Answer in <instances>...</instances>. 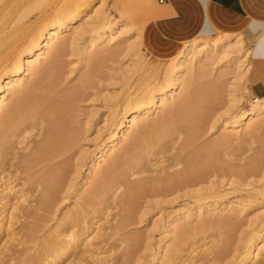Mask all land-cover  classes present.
<instances>
[{"label": "rangeland", "instance_id": "rangeland-1", "mask_svg": "<svg viewBox=\"0 0 264 264\" xmlns=\"http://www.w3.org/2000/svg\"><path fill=\"white\" fill-rule=\"evenodd\" d=\"M9 1L2 0L0 9ZM30 1L26 5L27 9L30 8L27 11L30 23L37 29L52 23L49 20L52 7L64 11L75 4L80 10L84 3V0H46L45 4L48 6L51 3V8L48 7V11L41 14L31 6L33 0ZM202 2L204 5L208 3L207 0ZM192 5H199L198 0H96L84 16L83 29L102 14L101 17L105 16L106 21L116 22L127 18L133 25L116 30L107 40L95 49H88L86 53V42L99 30L98 27L75 35L76 40L69 37L55 66L49 64L45 75H33L27 81H22L21 87L26 92L35 89V86L41 88L50 84L54 87L52 95H57L56 100L61 97L67 100L69 107L61 124L69 131H66V135L68 140L71 139V148L68 147L65 156L63 154L60 158H54L55 163H51L54 160L48 162L51 164L46 161L41 164L43 167L38 165L31 171L24 169L21 160L32 153L31 149L33 151L42 138V134L38 135L42 133L40 130L31 131L22 143L23 138L20 136V139L17 136L9 137L10 147L6 144L1 149L5 151L0 159V264L17 263L12 257L18 256V252L23 250L25 237H21L26 236L30 226L39 228L36 229L38 240L47 238L48 234L64 239L72 232L80 235L76 237L80 241L90 239L89 250L92 255L89 257L88 254L85 264H245L249 253L264 240V117L256 121L255 125L241 127L236 132L223 129V123L247 113L254 104L257 96L253 87L260 79L259 74L264 78V63H259L255 58L264 54V39L256 36L255 32L259 29L255 23L245 22L243 29H237L214 20L228 27L226 29L209 19L202 8H188ZM165 13L172 14L162 16ZM232 33L239 36L240 43L227 50L226 54L218 52L216 57L213 56L214 59H208L203 64L197 56L192 62L191 72H185L183 84L174 100H169L164 109H159L149 118L130 127L127 141L101 164L95 177L88 183L86 177L92 160L101 151L107 138L116 131L111 122H106L109 113L128 107L130 98L135 100L143 94L165 87L170 79V69L175 65L179 45L193 39L210 43ZM52 53L53 49L48 55ZM237 57L244 60L241 70L225 67L229 64L227 62ZM47 59L37 65L41 68ZM22 97H8L0 110V124L3 116L16 109ZM179 105L188 106L187 118L182 122L177 121L181 114ZM129 106L130 109L135 108L134 104ZM191 121L195 123L192 126L195 125L193 128L196 130L194 146L185 152L180 151L184 138L180 133ZM33 124L35 128L38 125L42 127L38 121ZM163 127H166L167 132L171 129L173 134L165 139H157L158 136L154 135L153 142L160 147L155 145L153 151L150 150L152 155H142V163L135 169L138 172L129 179L133 181L152 176L154 172L151 174L148 170L153 168L158 153L163 155L164 166L168 171L182 170L188 158L198 154L208 157V173L202 180L204 183L172 196L147 191L128 202L122 196L123 187L114 185L104 196L94 199L92 205L84 206L86 211L83 210L79 223H66L63 220L66 213L82 209L80 205L83 199L90 196L95 184L104 183L109 174L111 177L120 172L127 175L129 169L126 161L134 153L136 139L139 137V140L144 141ZM166 131L162 129L163 133ZM224 133L232 135L227 145L222 143ZM52 167L65 169L66 178L50 205L37 210L35 203L40 188L37 190L35 184L38 186V183L33 180L37 179L40 170ZM28 180L34 183L30 184L32 181L29 183ZM4 183L13 187L12 191L15 192H11V197L6 195V191L3 192ZM82 184L85 187L78 192ZM199 189L206 193L201 205L215 204L214 208L198 209L200 203L195 195ZM21 194L28 200L21 201ZM27 212L30 217L26 218L24 213ZM182 214H189L190 217L184 218ZM172 222L174 231L168 240ZM183 228L190 232L181 242L178 233ZM85 229L88 232L85 233ZM11 236L15 240H9ZM5 243L8 249H2V246L6 247ZM176 244H180V247L172 254L169 249H173ZM10 248H14L15 253ZM80 249L83 250V246ZM260 260L259 264H264V253ZM70 261H61L59 264H70Z\"/></svg>", "mask_w": 264, "mask_h": 264}, {"label": "bare ground", "instance_id": "bare-ground-1", "mask_svg": "<svg viewBox=\"0 0 264 264\" xmlns=\"http://www.w3.org/2000/svg\"><path fill=\"white\" fill-rule=\"evenodd\" d=\"M1 1L0 4L2 3ZM28 1L30 0H10L8 3L4 5V7H2V9H0V110L2 109L5 101L8 99L9 96H19V97L23 96L22 100L20 98L21 102L16 107V109L9 112L1 119L2 122L0 124V159L3 158V153H4L3 151H5V150H1L3 146L7 144L8 146L7 145L6 146L10 147L9 146L11 144L9 143L10 138H13L15 136H17L18 138L20 136L23 138L21 139V143H22L23 141H25L24 139H26L25 136L29 135L31 131H33L34 129L38 131L40 130L42 133H38V135L42 134L41 136L42 138H40L39 142L37 141L38 144L35 145L33 151L31 149L30 153L31 152L32 153L27 156H24L23 160H21L24 169L27 168L26 169L27 171H29L33 167L35 168V166L43 164L46 161L47 164H51L53 162L55 163L54 158L57 157L60 158L65 152H67V149L70 146L69 141H71V139L68 140L67 138L68 134L66 135V133L69 132L67 131V127L64 128L63 127L64 125L62 126L63 123L61 124L62 117L64 115L66 116L65 114L66 108L69 107L67 100H65L64 98L62 99V97L56 100L57 98L55 99V97H57V95L56 96L55 94L54 96L52 95L53 92L52 88L54 89V87L50 84L41 88L39 87L36 88L35 86V89L34 88L32 90L29 89L30 91L26 92L25 91L26 89L24 90L22 89L23 87H21L23 85L22 81H27L28 78L33 75H45V73H47L46 67L48 68L47 65L49 64L50 66L51 65L55 66L57 64L56 62L58 61L57 60L58 57L63 51L65 42L67 43L69 37H71L72 40L73 39L76 40L75 35L79 33H83V34L87 33L91 31L94 27H98L99 30H97L93 36L89 37L86 42V46L84 48V52L86 53L88 49H95L103 41L107 40L108 37H110L111 34L116 30L126 29L133 25L131 24V22H129L127 18L119 19L116 22L106 21L105 16L101 17L103 15L102 14L101 16L97 17V19L95 18V21L89 23V27L83 29L82 21L84 19V16L87 15L88 11L92 9L93 4L96 1V0H84V3L82 4V9L80 10H78V7L75 4L73 5V7L71 5L70 9L67 10L65 9L64 11L57 10L56 6L52 7V9L49 11L50 12L49 20H51L52 23L49 25H43L37 29L34 27L32 22L30 23L31 18L29 17V12L27 11L30 8L27 9L28 6H26ZM45 1L46 0H33L31 6L34 9L36 8V10L38 9L42 14L43 12L48 11V10L46 11L48 7L51 8V3H49V5L47 6V4H45ZM150 5L151 3L148 4V6ZM41 14H39V16ZM170 14L172 13H165L162 16L167 17ZM211 17L213 20H217L215 15H211ZM255 34L260 39H264V31L258 30L255 32ZM238 37H239L238 35L236 36V34L234 35L232 33V34H227L221 40H215L210 43L200 41L198 39H193V40H188L182 45H179L178 51L175 55L176 62L172 70L170 69L171 71V73L169 72L170 79L169 81L166 82L167 84L165 87L162 86L163 88L159 89L156 92L153 91L145 95L143 94L142 96H139V98H136L135 100L130 98L128 107H125L124 109L121 110L118 109L112 110L109 113V118L108 120H106V122L107 123L111 122V124L116 128V131L112 133L109 136V138H107V141L103 144L101 151L92 160L91 168L89 167L90 170L86 177L87 182L95 177L97 173L96 171L101 166V164L106 162L107 158L112 153H114L115 150L119 148V146H121L123 143L127 141V133L130 127L137 125L144 118H149V116L154 114L159 109H164V107L167 105L169 100H174L175 96L178 94V90H180L179 88L183 84V77L185 75V72L186 71L191 72V68H193L192 62L193 60H196L195 58L197 56L199 57L198 61L203 64V62H206L208 59H214L213 56L216 57V55L220 51H221V55L226 54L227 50L234 48L235 46H237V44L240 43ZM126 43L130 44L128 41H126ZM52 49H53V53L49 56L48 54ZM47 56H49L48 59ZM45 58L47 59V62L46 64L44 63L45 65H43L40 68L37 64L41 63V61L44 60ZM243 61L244 60L235 58V60H230L229 62H227L230 65L228 64L225 67L230 69L229 67L231 66L232 69L234 68V71H236L235 69L241 70L243 66ZM247 68L245 67L246 70L249 69ZM131 104H134L135 106L134 109L129 108L130 107L129 105ZM187 107H188L187 105L179 107L181 114L178 116V120H177L178 122H182L187 118L186 117V113L188 111ZM262 117H264V96L263 97L257 96L254 100L253 106L247 113L236 116L235 120H231L229 122L223 123L224 124L223 129L231 133L236 132L235 130H238L241 127L247 128V127H251L253 124L255 125V123H257L256 121H258ZM188 120L190 119H187V121ZM37 121L40 123L42 127L39 128L38 125L35 128L34 126L35 124L33 123H36ZM192 124L195 123L194 122L192 123L191 121L190 124L184 126L183 130L180 133V135H184L182 143L180 144V151L185 152V150L186 151L187 149L190 150V148L194 146V142H195L194 137L196 130L193 128L195 125L192 126ZM177 125H179V123ZM165 128L166 127L162 128L163 131H166ZM162 129L158 130L151 136L148 134L150 137L147 135L149 138L144 141L139 140L138 137V139H136L137 140L136 143L134 144L135 146L134 153H132L128 161H126V165L128 166L127 168L129 169L127 170V175H124V172L123 173L120 172L119 174H116L115 177L113 176L111 177V175L109 174L106 180L104 181V183L98 185L95 184L96 186L94 187L90 196H87L85 199H83L84 201L80 205V208L82 209H75V211H70L66 213L64 215L63 220L66 223L67 222L79 223V219H81L80 216L84 214L82 213L83 210L86 211V208L83 209L84 206H88L91 203H94L92 202L94 199L104 196L106 191L109 188L111 189L112 188L111 186L114 187V185H118L121 188L123 187L124 192L122 196L126 197L128 199L127 200L128 202L131 201V199L133 198L135 199L137 195H141L143 193H146L147 191H153L156 194L161 193L162 196L165 195L172 196V194L175 193L177 194V192H181L182 190L183 191L187 190V188L189 187L191 188L192 186H198V185L200 186V183H204L202 182V180L204 179L205 175L208 173L207 167L209 164L207 163L208 160H206L208 157L207 156L204 157L203 155L199 156L198 154L188 158L189 161L188 162L186 161L187 163L184 165L185 167L182 170L179 169L178 171H171V170L168 171L164 166L165 160L163 161L164 159L163 155L161 153H158L157 154L158 159H156L155 163L153 162L154 164H152L154 169L150 167L153 170L151 169L148 170L149 172L151 171V174H153L154 172L155 176H153L154 174L152 176L148 175V177L133 181L129 179L131 178L132 175L134 174L136 175V173L138 172L137 170L135 172V169L137 168V166L140 165V163H142V161L140 162V160H142L143 158L142 155L145 153L148 155H152V152H150V150H152L155 145L158 146V143L153 142L154 135L158 136L156 137L157 139H165V138H169V136L173 134V131L172 133L170 132L171 129H169L168 132L166 131L164 133L162 132ZM231 136L232 135L230 133H224L222 135V141H223L222 143L227 145V143H229L230 141V138H232ZM179 153L182 154L181 152ZM202 153L204 152H201V154ZM56 163L59 165L58 160L56 161ZM41 166L43 167V165ZM43 169L42 170L39 169L40 171L37 170L39 171L38 172L39 176L37 175L38 176L37 179L33 180L34 182L36 180L37 181L36 183H38V186L37 184H35L37 190L38 188H40L39 189L40 191L38 193L39 195L37 194L38 196L36 201L37 203H35L37 210L38 209L43 210L48 205H50V203L52 202L51 200L55 199V197L53 198V196L56 193H58L57 191L62 186L61 184L62 182H64L63 180L66 178L65 177L66 171L63 168L52 167L45 170ZM37 171L35 170V172ZM34 174L36 175V173ZM140 174H142V172ZM31 181H29V183ZM33 181L30 184H33L34 183ZM4 186H2L3 192L6 191L7 196H10L11 192L13 193L15 192L12 191L13 187L11 188L10 185L7 186L5 184ZM118 186L117 189L119 188ZM84 187L85 185L82 184L78 192L83 190ZM13 193L12 195H14ZM20 198L21 201L24 200V202L28 200V198H26L25 195H22ZM195 198L200 203L202 200L206 198L205 191H203V189H199L198 193L195 195ZM18 199L19 198L17 197V200ZM201 204L202 203H200V206L198 208L199 210L201 209L207 210V208L212 209V207L214 208L215 206V204H208L205 206H202ZM30 213L28 212L27 214L24 213L25 217L26 218L30 217L29 216ZM38 215H40V213L37 214V217ZM182 215L184 218L190 217L189 214H182ZM263 218H264V214H263ZM38 219L39 218L34 220H38ZM125 220H127V218ZM173 224L174 223L172 222L169 226L170 233L168 235V240L172 238V232L174 231ZM9 228L11 229V227ZM36 229L38 230L39 228L38 227L34 228L33 226H30L26 230L27 231L26 236L23 235L21 237V238L25 237L24 238L25 242H22L23 239L22 241L18 239L23 243V245L25 244V246H23L24 247L23 250L21 249L22 251L18 250L19 251L18 256L13 255L14 257H12V260H15L17 262L16 264H59L61 261L63 262L70 261L71 258L72 261H70V264L87 263L85 262L87 260V256L89 254L90 257L91 254L89 250L91 249L90 239L85 238L80 241L79 239L76 238L80 235L77 233L73 234L72 232V234L66 236V238L64 239H58L57 238L58 236L57 237L49 236L51 234H48L47 238H42L41 240H38L36 237V233H37ZM85 230H86L85 233L88 232L87 229ZM189 232L190 230H188L187 228H183L182 230H180L178 236L181 242L183 239L187 237ZM1 236L2 235L0 233V237ZM12 236L9 238V240L12 238ZM13 240H15V238ZM82 246L84 248L83 250L80 249V247ZM7 247H8L7 245L6 247L2 246V249L3 248L8 249ZM179 247L180 244H176L173 247V249L171 247L169 250L173 254V252H176ZM9 250L12 251L14 250V248L13 249L10 248ZM31 251H33V254L32 253L30 254ZM263 253H264V240H262L259 244H257L254 250L249 253V255L247 256V260H245L246 262L245 264H259L261 262L260 258Z\"/></svg>", "mask_w": 264, "mask_h": 264}, {"label": "crops", "instance_id": "crops-1", "mask_svg": "<svg viewBox=\"0 0 264 264\" xmlns=\"http://www.w3.org/2000/svg\"><path fill=\"white\" fill-rule=\"evenodd\" d=\"M207 4H203L202 0H198L199 5H192L188 8H202L204 14L214 21L211 15L216 16V21L230 26L232 28L243 29L245 22H254L259 30L264 31V0H207ZM187 10V9H186ZM185 10V11H186ZM217 23L219 26L228 29L224 25ZM258 22V23H257ZM262 25V26H261ZM198 31V30H197ZM259 63H264V54H259L255 58ZM259 80L253 87L256 96H264V78L259 74Z\"/></svg>", "mask_w": 264, "mask_h": 264}, {"label": "built area", "instance_id": "built-area-1", "mask_svg": "<svg viewBox=\"0 0 264 264\" xmlns=\"http://www.w3.org/2000/svg\"><path fill=\"white\" fill-rule=\"evenodd\" d=\"M163 2V0H161Z\"/></svg>", "mask_w": 264, "mask_h": 264}]
</instances>
